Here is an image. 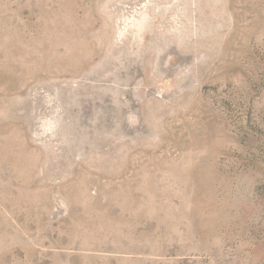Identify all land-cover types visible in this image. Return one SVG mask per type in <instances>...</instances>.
Returning <instances> with one entry per match:
<instances>
[{"label":"rangeland","instance_id":"obj_1","mask_svg":"<svg viewBox=\"0 0 264 264\" xmlns=\"http://www.w3.org/2000/svg\"><path fill=\"white\" fill-rule=\"evenodd\" d=\"M0 264H264V0H0Z\"/></svg>","mask_w":264,"mask_h":264}]
</instances>
